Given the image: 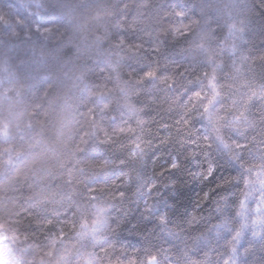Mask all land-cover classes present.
I'll return each mask as SVG.
<instances>
[{"label": "clouds", "instance_id": "obj_1", "mask_svg": "<svg viewBox=\"0 0 264 264\" xmlns=\"http://www.w3.org/2000/svg\"><path fill=\"white\" fill-rule=\"evenodd\" d=\"M0 264H264V0H0Z\"/></svg>", "mask_w": 264, "mask_h": 264}, {"label": "snow or ice", "instance_id": "obj_2", "mask_svg": "<svg viewBox=\"0 0 264 264\" xmlns=\"http://www.w3.org/2000/svg\"><path fill=\"white\" fill-rule=\"evenodd\" d=\"M154 73H152V72H149V73H147V75H149V76H151V75H153Z\"/></svg>", "mask_w": 264, "mask_h": 264}]
</instances>
